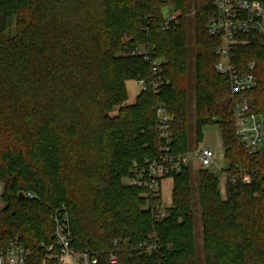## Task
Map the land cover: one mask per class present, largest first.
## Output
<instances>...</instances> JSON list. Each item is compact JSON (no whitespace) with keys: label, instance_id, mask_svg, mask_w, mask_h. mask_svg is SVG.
Listing matches in <instances>:
<instances>
[{"label":"trees","instance_id":"1","mask_svg":"<svg viewBox=\"0 0 264 264\" xmlns=\"http://www.w3.org/2000/svg\"><path fill=\"white\" fill-rule=\"evenodd\" d=\"M213 3L0 0L1 245L19 234L30 251L27 264H42L40 244L54 242L51 212L64 207L71 246L97 264H264V143L247 154L236 139L228 81L214 69L220 39L206 28ZM168 10L177 25L162 31ZM247 38L230 59L242 71L254 64L256 85L246 96L264 127V36ZM127 81L145 82L132 105H123ZM192 95L195 146L203 128L219 132L228 163L225 197L214 174L196 170L195 201L187 166L166 177L173 185L163 209L159 191L131 183L162 156L160 149L184 155L195 147ZM158 104L171 118L168 143L158 136ZM244 174L251 184L242 182ZM151 240L156 250L141 251Z\"/></svg>","mask_w":264,"mask_h":264},{"label":"built area","instance_id":"2","mask_svg":"<svg viewBox=\"0 0 264 264\" xmlns=\"http://www.w3.org/2000/svg\"><path fill=\"white\" fill-rule=\"evenodd\" d=\"M177 25V15L167 11L164 21L160 26L162 31L174 28ZM210 36L220 39V46L216 53L219 61L214 69L219 75L227 78L229 90L232 95V113L235 136L238 143L247 154H254L258 151L260 144L264 141V127L262 120L252 109L246 93L251 91L255 85L253 74L254 64H250L247 70H239L231 62V53L236 47L248 44V36H264V0H214L212 16L206 25ZM264 45V43H263ZM137 55L143 56L144 60L149 57L144 51H137ZM154 71L157 63H152ZM156 73V72H155ZM140 92L145 90L144 81H135ZM161 80L151 82L154 92L159 91ZM156 123L158 136L162 141L168 143L172 137L170 116L164 104H158L156 108ZM215 126V125H213ZM162 156L147 165V169L140 171L139 176L131 184L137 187H144L149 193H157L160 181L167 176L179 173L182 168L194 163L195 170H202L211 173L215 163L216 154L211 148L196 145L190 152L184 155H172L166 147L160 149ZM244 184H251V174L242 175ZM32 198L31 194L26 195ZM53 224V244H40L44 250V261L55 262L56 264H97V257L88 252L77 253L73 247L72 235L69 225V215L64 207L51 212ZM144 253H151L156 250L155 243L141 244L139 247ZM30 251L22 244L21 236L15 235L4 243L0 244V264H27ZM114 256L110 263H115Z\"/></svg>","mask_w":264,"mask_h":264},{"label":"rangeland","instance_id":"3","mask_svg":"<svg viewBox=\"0 0 264 264\" xmlns=\"http://www.w3.org/2000/svg\"><path fill=\"white\" fill-rule=\"evenodd\" d=\"M193 15V13L191 14ZM13 29V27H12ZM189 33L192 37L193 35V24L191 25L190 29H189ZM192 46V44H191ZM191 63H193V60L191 61ZM129 85V84H128ZM130 85H133L132 83ZM127 86V85H126ZM133 88V86H131ZM139 89V87H138ZM195 96L192 95L191 99L189 100V117H190V135H189V141H190V147L191 149L195 146L196 141H195V137H194V104H195V100H194ZM123 105H129V103L126 102ZM117 111L112 112L111 116L116 115ZM203 145H202V144ZM199 143V145L201 146H209L215 150H221V141L218 135V130L215 126H207L204 128V135H203V139L202 142ZM263 143L264 141L260 144L259 149L258 150H262L263 148ZM196 171V170H195ZM191 191L193 193V197L195 199V201L198 198V175L196 174V172H194V170L191 168ZM172 180L170 178H164L160 181V185H159V193L161 196V200H162V208H168L171 204V192H172ZM226 186V183H225ZM225 186L224 189L222 188V197H225ZM2 193V187L0 186V195ZM3 208V204L0 201V210ZM195 241H196V245H197V249H198V254L200 255V257L202 258L201 255V249H202V225H201V221L200 218L198 216V214H196L195 216ZM63 264H67L66 262H64Z\"/></svg>","mask_w":264,"mask_h":264},{"label":"crops","instance_id":"4","mask_svg":"<svg viewBox=\"0 0 264 264\" xmlns=\"http://www.w3.org/2000/svg\"><path fill=\"white\" fill-rule=\"evenodd\" d=\"M131 83L133 85H130ZM131 86H133V88ZM125 87H126V92H127V102L129 103V105H132L135 102L137 96L140 94V89H138V86L135 84V81H127L125 83ZM203 135H204V128H203ZM218 135H219V132H218ZM219 138H220V136H219ZM204 147L211 148L209 146H204ZM211 149L216 154L215 163H214L213 167L211 168V174H214L218 178L219 190H220V193L222 195V193L224 191V190L222 191V188L224 189V186L226 183V177L224 176V172L228 168V163L224 159V151L222 148V144H221V150H215L213 148H211ZM190 167L195 171L194 163H191Z\"/></svg>","mask_w":264,"mask_h":264},{"label":"water","instance_id":"5","mask_svg":"<svg viewBox=\"0 0 264 264\" xmlns=\"http://www.w3.org/2000/svg\"><path fill=\"white\" fill-rule=\"evenodd\" d=\"M19 198H23V193H20L19 194Z\"/></svg>","mask_w":264,"mask_h":264}]
</instances>
